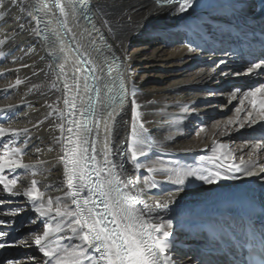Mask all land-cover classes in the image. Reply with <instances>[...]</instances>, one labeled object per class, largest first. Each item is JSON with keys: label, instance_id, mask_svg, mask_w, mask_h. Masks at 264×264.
Masks as SVG:
<instances>
[{"label": "bare ground", "instance_id": "6f19581e", "mask_svg": "<svg viewBox=\"0 0 264 264\" xmlns=\"http://www.w3.org/2000/svg\"><path fill=\"white\" fill-rule=\"evenodd\" d=\"M26 2L30 4L32 16L40 19L38 25H28L35 27L38 35L18 28L12 31L16 25L11 19L2 23V26L0 22V41H3L0 50L17 46V50L21 49L24 56L19 60L14 56L13 59L0 56V126L18 131L25 128L29 130L27 137L23 134L11 137L10 132L0 137V155L6 154L2 147L4 143H9V148L20 147L22 163L30 166L17 168L15 173H10L6 168L0 173L9 179L13 175L18 176L17 189L30 186L31 180L36 179L40 190L45 192V199L50 195L61 197L67 202L65 194L69 190L64 166L59 162L64 149L53 139L60 136L59 128L51 126L53 121L58 125L60 119L46 106L52 104L53 108L71 111L63 104L64 98H74L77 110L76 124L71 125L73 133L65 132L64 135L76 141L77 124L88 123L95 128L99 120L96 162L103 168L102 153L107 123L111 129L108 134L109 159L114 165L111 179L119 177L126 180L131 177L138 181L137 190L144 189L142 202L151 204L155 200L165 199L176 187V170H217L225 161L224 157H220L213 162L211 148L214 141L226 145L222 151L225 154L231 151L235 163H239L243 155L246 162L251 159L256 164H264V148L251 157L249 155L253 144L264 143L261 139L264 137V120H258L251 127L246 123L243 129L239 128L238 122L228 124L229 120L235 121L237 117L243 120L247 107L244 102L245 107L237 113L235 109L241 107L242 96L237 93L236 99H231L230 92L234 88L244 91L264 84V76L231 74L245 70L249 64L233 53L232 48L234 40L250 35L254 24L245 28L241 21L232 17L229 10L217 9L212 14L219 19L212 22L210 28H206L203 27L206 18L185 19L187 13L179 14L174 10L178 5H158L155 0H86L88 7L83 10L80 9L81 0H59L64 9L63 14L56 7V0ZM214 2L227 4L223 0ZM45 4L50 11L44 7ZM157 9L159 15H151ZM169 9H173L171 15ZM146 16L150 23L144 28ZM12 17L21 23L27 22V16L17 10L12 11ZM57 38V42L62 41L65 47V52L60 54L59 62L65 65L60 80L56 79L54 71L57 62L48 52L49 41ZM77 48L87 54L99 77L97 98L92 110L87 106L89 70L78 59ZM221 59L228 63L219 64ZM77 69L80 71L77 72ZM222 72L229 74L221 75ZM121 77L129 97L135 87L137 104L140 105L138 111L142 113L141 119L148 129L144 148L147 155L136 161L126 151L132 112L128 99H125L122 107L119 104ZM234 78H241L243 82H233L231 87ZM17 79L23 83L13 87ZM62 81L67 82L71 89L67 97ZM77 82L78 93L75 87ZM112 107L119 113L115 122L107 119V112ZM49 112L52 115L45 120ZM80 112H84L87 119ZM219 112L221 114H217ZM39 121H43V124L37 131L33 125ZM68 126L65 125L66 128ZM200 127L204 130L196 135ZM79 135H84L83 129H80ZM92 135L95 136V131ZM66 147L71 156L76 144L68 143ZM216 155L219 157L220 153ZM137 163L141 165L139 169H136ZM150 166L155 171L147 172ZM238 175L239 179L213 185L204 184L192 177L185 180L184 191L176 197V204L170 205V216L165 217L173 220V234L178 250L174 252V257H180L179 264H200L199 260L195 262L194 256L198 259L206 258L207 264L210 258H215L213 253L220 252L222 245L228 246L234 239L245 234L239 211H228L238 209L240 204L201 205L206 199L227 191L254 190L256 194L264 196V181L257 177H246L243 173ZM261 175L264 176V173ZM168 176H172L171 181L167 179ZM102 179H105L103 175ZM153 181L157 182V187L149 188ZM0 198L6 200L2 205L4 209H23L15 218L3 217L14 219V225L0 228L9 232L12 239L22 235L15 233V224L21 232L27 229L26 224L35 225L37 229L31 228V232L36 234L47 230L41 223L43 218L38 219V214L30 209L31 201L27 198L22 195L8 197L2 185ZM258 218L263 219L264 215L256 214L252 223L258 230H263L264 224ZM218 219L227 220L222 230L213 223ZM29 220L32 222L26 223ZM50 222L53 225L52 234L44 243L50 248H70L69 242L60 237L71 233L67 229L58 231L57 221ZM71 243L79 244L80 241L74 239ZM183 247L186 251L182 250ZM0 257L20 259L21 264H41L42 260L47 259L38 253L35 245L0 250ZM31 257H35V261L30 260Z\"/></svg>", "mask_w": 264, "mask_h": 264}, {"label": "snow or ice", "instance_id": "6c2138e0", "mask_svg": "<svg viewBox=\"0 0 264 264\" xmlns=\"http://www.w3.org/2000/svg\"><path fill=\"white\" fill-rule=\"evenodd\" d=\"M155 3L169 6L178 5L174 10L179 14L187 13L185 19L199 17L203 20L206 18V22L203 24V27L206 28H210L212 22L219 19V17L212 14L217 9L229 10L232 17L241 21L245 28L250 24H255L258 20L264 22V0H230L227 4L214 2V0H208L207 3L204 0H155ZM44 7L50 11L47 4ZM56 7L63 14L64 9L59 0H56ZM85 7H88L86 0H81L80 9L83 10ZM13 10L24 13L27 16V22L21 23L19 19L12 17ZM172 11L173 9H169V15L172 14ZM151 15H159V9L152 12ZM9 19L16 25V28H13L12 31H16L18 28L20 31H27L29 34H39L35 27H28L33 23L38 25L40 19L32 16L30 4L26 0H0V22L7 23ZM144 20L143 27L146 28L150 20L147 16ZM89 23H91V20H89ZM52 31L55 35V31ZM261 32H264V23L261 24ZM57 41L58 38L49 41L48 52L57 62V69L54 71H56V79L60 80L65 67L64 63L59 62L61 60L60 54L65 52V47L62 41L59 43ZM0 43H3V41H0ZM227 63L228 61L224 59L219 61V64ZM78 71L80 70L77 69ZM228 74V72L221 73L225 76ZM231 74L234 76H264V57L258 61L256 59L250 61L245 70ZM21 83L23 81L17 79L13 87ZM63 87L65 97H67V93L71 89L67 82H63ZM75 87L78 93V82ZM119 87L120 106H123L125 99H128L131 104L132 119L126 151L130 154L132 160L136 161L139 157L147 155L144 148L148 129L145 128L141 119L142 113L138 111L140 105L137 104L135 87L133 86L130 97L122 77ZM237 93L241 94L242 101L241 107L236 108L235 111L240 113L245 107L244 102H246L245 117L243 120H239V117L235 121L229 120L228 124L238 122L239 128L243 129L246 123L251 127L258 120H264V84L253 86L244 91H241L240 88H234L229 94L230 98L236 99ZM89 99L91 100L92 97H89ZM63 104L71 111L65 112L58 107L53 108L52 104L46 106L52 109L60 119L58 125L53 121L51 126L59 128L60 136L53 137V139L64 149V155L59 158V162L64 166V177L69 190L65 194L67 202L61 197L54 198L50 195L45 199V192L40 190L36 179L31 180L30 186L17 189L18 176L13 175V178L9 179L6 175H0V185H2V190L7 196L14 198L22 195L31 201L30 209L38 214V219L43 218L41 223L47 229L42 234L30 232L26 235L17 236L15 239L11 238L9 232L0 230V250L16 247L27 248L35 245L38 253H41L43 258H47L42 260L41 264H179L180 257L178 255L174 257V252L178 250L173 234V220L171 218L165 219V217L170 216L172 211L170 205L176 204V197L184 191L185 180L188 177L207 185L239 179V173H243L246 177H257L264 181V176L261 175L264 173V164H256L251 159L246 162L243 155L239 158L240 162L235 163V156L231 151L227 154L222 151L226 145L214 141V146L211 148L213 162L220 159V157H224L225 161L219 165L217 170H176L174 171L177 176L174 181L176 187L169 192L165 199L155 200L151 204L147 201L142 202L141 194L144 189L137 190L138 181L133 180L131 177L126 180H121L119 177L115 180L111 179L113 175L111 169L114 165L109 159L108 134L111 129L108 124H105L102 153L104 167L100 168L96 162V139L99 137V120L96 121L95 128L89 126L88 123L77 124V140L73 141L71 136H65L64 134L65 132L72 134L73 128L71 125L76 124L75 99L64 98ZM79 114L87 119L84 112ZM118 114L116 108L112 107L107 112V119L115 122V117ZM51 115L52 112H49L45 116V120ZM41 124H43V121H39L33 127L39 131ZM65 125L69 126L66 128ZM80 129H83V136L79 135ZM203 130V127H200L195 134L199 135ZM94 131L95 136L92 135ZM9 132L11 137H17L21 134L27 137L29 130L25 128L18 131L0 126V137H4ZM261 139L264 140V137ZM68 143L76 144L71 156L66 147ZM2 147L6 150V154L0 155V173H3L6 168L10 173H15L17 168L30 167L22 163L23 153L20 147L9 148V143H4ZM261 148H264V143L257 142L253 144L252 152L249 154L250 157L255 152H259ZM242 150L241 148L240 151ZM36 151L39 152L40 149L37 148ZM218 152L220 153L219 157L216 155ZM14 156L17 158H13ZM229 159L231 162H228ZM242 165L246 166L242 167ZM140 167L141 165L137 163L136 169ZM146 171L151 173L155 171V168L150 166ZM102 175L105 179H102ZM167 179L171 181L172 176H168ZM156 187V181L149 184V188ZM5 203L6 200L0 198V228L14 225V219H4L3 217L15 218L23 212V209L18 207L4 209L2 205ZM228 211H239L242 219L252 221L256 214L264 215V203H261L259 209H257V196L254 190H249L244 195L240 207ZM221 216L223 217V214ZM50 221H57L58 231L67 229L71 233V235L60 237L61 240L69 242L70 248H50L44 243L52 234L53 225ZM31 222L29 220L26 223ZM213 223L222 230L227 220L218 219ZM261 235L264 236V233H261ZM74 239L79 240L80 243L72 244L71 242ZM29 259L35 261V257ZM0 264H21V260L0 257ZM200 264H205V262L200 261ZM207 264H230V261L227 257H216L210 258Z\"/></svg>", "mask_w": 264, "mask_h": 264}, {"label": "rangeland", "instance_id": "374dc122", "mask_svg": "<svg viewBox=\"0 0 264 264\" xmlns=\"http://www.w3.org/2000/svg\"><path fill=\"white\" fill-rule=\"evenodd\" d=\"M2 23L3 22H1V26H2ZM17 46H15V47H9V48H7V47H4L3 49H1L0 51H2L1 53H0V56H3V57H5L6 58V56L9 58V57H11L12 59H13V56H14V58L16 59V60H19L20 58H22V52H20L21 51V49L20 50H17ZM9 49V50H8ZM10 52H12V53H10ZM15 54V55H14ZM9 55H11V56H9ZM30 55H32V52L30 53ZM29 55V56H30ZM18 57V58H17ZM24 57V56H23ZM238 81H240V83H242L243 82V80L241 79V78H234V79H232L231 80V87H232V85H233V82H235V83H237ZM236 85V84H235ZM217 114H221L220 112L219 113H217ZM142 165H144V163H142ZM239 191H247V190H239ZM247 192H249V191H247ZM261 196H263V195H261ZM264 197V196H263ZM11 218V217H10ZM26 226H27V229H23V232H21L20 231V229H19V227H16V224H15V228H13V229H15V233L16 234H19V233H21L22 235H26V234H28V233H30L32 230H31V228L33 229V230H35V229H37V227H35V225H33V226H29L28 224H26ZM39 228V227H38ZM10 249H12V248H10ZM23 250V249H22ZM182 250L183 251H186V248L185 247H183L182 248ZM191 253V252H190ZM193 255H194V253H193ZM194 259H195V262L196 261H198V258L196 257V256H194Z\"/></svg>", "mask_w": 264, "mask_h": 264}]
</instances>
